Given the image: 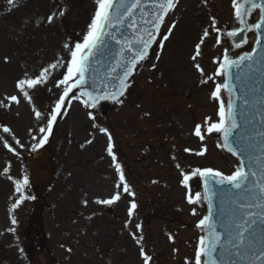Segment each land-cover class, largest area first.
Returning <instances> with one entry per match:
<instances>
[{
  "label": "rangeland",
  "instance_id": "374dc122",
  "mask_svg": "<svg viewBox=\"0 0 264 264\" xmlns=\"http://www.w3.org/2000/svg\"><path fill=\"white\" fill-rule=\"evenodd\" d=\"M64 6L67 13L48 24L47 15ZM95 8V0H13L11 4L0 0V99L19 95L15 85L25 70L35 73L58 58L63 63L68 56L64 43H74L87 30ZM212 17L221 32L210 29L201 55L193 61L195 44L210 27ZM232 17V0H179L149 58L137 69L122 104L97 112L85 109L75 99L68 102L46 142L54 157L52 187L41 200L25 199L14 209L12 205L21 193L31 197L28 186L16 191L15 181L27 176L21 154L33 149L35 130L47 123L46 119H35L33 105L45 116L51 112L59 95L54 82L62 78L65 69L53 73L47 86L30 93L33 105L21 98L19 105L0 109V126L11 130L4 133L0 127V137L15 149L9 151L0 140V231L9 233L0 244V264L2 260L3 264H45L42 248L35 263L26 254L23 234L18 231L16 237L15 227L13 234L6 230L13 224L6 225L5 219L12 221L13 217L16 223H32L33 228L35 220L43 225L59 264H114L116 259L117 264H143L141 245L133 239V232L142 235L141 244L152 256L149 264H194L199 239L196 225L202 209L199 203H188V189L180 183L181 171L209 167L228 175L234 169L219 150L214 132L205 133L203 141L193 134L195 124L206 127L205 118L219 122V101L211 92L219 83L215 61L221 58L222 33ZM174 21L176 26L161 48L160 40ZM5 57L9 58L7 63ZM195 63L205 75L196 70ZM88 111L93 112L95 121L88 117ZM99 127H106L111 134L130 193H135L120 190L121 199L110 206L95 203L118 191L115 185L119 183L106 151L107 135ZM205 147L204 155L195 154ZM185 148L192 151L185 152ZM189 185L194 195L198 190L196 177ZM132 200L137 208L130 218ZM137 224L141 225L139 231Z\"/></svg>",
  "mask_w": 264,
  "mask_h": 264
},
{
  "label": "snow or ice",
  "instance_id": "6c2138e0",
  "mask_svg": "<svg viewBox=\"0 0 264 264\" xmlns=\"http://www.w3.org/2000/svg\"><path fill=\"white\" fill-rule=\"evenodd\" d=\"M8 2L11 4L13 0H8ZM150 2L152 11L147 13V18L144 20L148 27L144 28L141 33L140 28L142 25H138L134 17L137 10L141 12L142 16L146 12V8L143 6L144 0H95L96 8L90 23L87 25V30L74 43L66 42L63 45L68 54L67 59L61 63L58 58L54 62L42 66L35 73H29L25 70L15 85L19 95L14 94L0 99V109H10L13 104L19 105L21 98L33 105L30 93L40 86H47L48 83L52 82L53 73L62 68L65 69L62 78L54 82V87L59 90V95L51 108V112L45 116L33 105L35 119L37 121L47 120L45 125L35 130L37 135L32 136L35 141L33 150L42 147L48 141L57 118L64 114V109L70 100H77L85 109H95L101 101L110 100L117 104L124 102L121 97L125 96L131 86L129 77L134 74L138 64L149 58L151 47L156 42L161 27L165 24V18L172 13L179 0H150ZM204 2L206 3V0ZM232 7L235 20L240 26L233 27L231 31L226 33L227 36L236 41L246 30H254L256 32L255 44L257 46L264 44V0H232ZM253 10L259 11V19L254 24L249 23L246 19V16L250 15ZM67 11V6L57 8L47 15L46 22L48 24L54 23L57 17H63ZM128 21H131V23L126 24ZM125 25L128 28L136 29L137 34L132 38L123 35L118 38L116 33L120 32ZM175 26L176 22L174 21L168 27L167 33L163 34L160 40L161 48H163V41L169 38ZM210 29L216 33L221 32V29L217 27L215 17L211 18L210 27L203 30L199 42L195 44V53L191 57L193 61H196L197 57L201 55V45L204 44L205 38L211 34ZM107 37L115 42V48L109 46L106 40ZM217 43H220L219 36H217ZM244 43H247L246 38L235 42L234 47L241 48ZM102 47L111 57L113 63L109 64L105 77L100 81V86L92 87L88 85L87 73L92 66L93 59L96 58ZM129 53H131V56H129ZM256 53L257 47H253L250 52L246 51L238 58L233 59L229 56L228 49H225L222 60L215 61L218 64L216 75L224 76L225 70H230L233 66L240 67L246 61L255 62ZM159 58V54H157L156 59L159 60ZM4 60L7 63L9 58L5 57ZM97 63H100V61L97 60ZM151 67L155 69L156 64L153 63ZM194 67L201 75H205L204 69L199 63H195ZM108 77H111V80H107ZM208 79L210 80L212 77H208ZM105 80H107V83H105ZM202 82L206 83L207 81ZM95 83L93 81V84ZM90 88L91 90H89ZM51 90L49 89V91ZM74 90H79L78 96L74 95ZM222 90H226L229 96L226 103L221 98ZM232 92L233 86L227 80L215 84L211 97L219 101V122H211L210 118H205L206 127L202 129L200 123L195 124L193 134L203 141L205 133L210 134L214 131L223 133L224 143L221 144V147L226 148L228 152L238 158V166L230 175H225L223 172L209 167L195 168L188 172L181 171L182 179L180 183L188 189L186 198L189 204H196L202 200H208L211 203L209 194L214 195L215 192L213 188L209 187L210 185H227L230 186L231 190H236L229 197L230 208L227 219L221 224L222 232L215 231V225L210 220L211 208L209 209V215L198 221L196 227L205 232L206 235H201L198 239L194 253V264H264V159L260 157L254 159L252 155L248 154L249 149H253V144L251 143V137L243 133L231 141L232 144L239 145V148L230 146L228 143L233 135V130L241 127L236 122ZM244 103H249L247 98H245ZM87 115L95 121L92 111H88ZM0 127H2L4 133H10L11 131L6 126ZM93 127L96 128L98 125L93 123ZM29 131L32 132L33 130L30 129ZM99 131L107 135L106 151L113 161L119 183L115 185L118 191H114L107 199H96L95 203L110 206L121 199L120 190L123 193H130V186L125 179L123 166L118 162L113 150L111 134L106 127H99ZM260 135L264 136V133ZM0 140H3L5 148L15 152V149L9 145L7 140H4L3 137H0ZM16 143L19 144V141L17 140ZM260 147L264 150V143ZM206 150V147L202 148L195 154L202 156ZM184 151L191 152L192 150L185 148ZM261 155L264 156V151ZM244 157H247V163ZM257 165L259 171L253 170ZM176 167L180 168V165L177 164ZM3 171L7 173L8 168L5 167ZM195 177H199L203 181V194L197 191L193 195L191 192L189 182ZM8 178L12 179L10 176ZM15 184L16 191L21 192V187L28 184L27 176L16 180ZM220 191L223 192V188ZM130 194L135 195L134 192ZM33 198L26 197L21 193L12 208H16L25 199ZM84 203L87 204V200ZM136 208L137 204L135 200H132L128 208L130 218ZM193 214H195V209H193ZM16 222L13 217L11 223L14 225ZM129 223L130 221L126 222L125 227H128ZM136 229L137 231L141 230V225L137 224ZM8 230L13 231L11 228ZM131 235L135 242L141 245L140 255L143 258V264H149L152 256L146 253L141 244L142 235L138 236L136 232L131 233ZM233 256L237 257L238 260L226 259Z\"/></svg>",
  "mask_w": 264,
  "mask_h": 264
},
{
  "label": "water",
  "instance_id": "95a60500",
  "mask_svg": "<svg viewBox=\"0 0 264 264\" xmlns=\"http://www.w3.org/2000/svg\"><path fill=\"white\" fill-rule=\"evenodd\" d=\"M143 6L146 8L144 15L142 16L141 12L137 10L134 17L137 24L142 25L140 28L141 33L144 28L148 27V25L144 23V20L147 18V13L152 11V4L150 0H144ZM246 19L249 23L254 24L259 19V11L253 10L250 15L246 16ZM127 23H131V21L126 22V24ZM236 26L240 25H238V22L235 20L232 28ZM232 28L228 31H231ZM228 31H226V33ZM226 33L224 36L225 49H228L229 56L233 59L238 58L239 55H242L246 51L250 52L253 47H257L255 62L246 61L240 67L233 66L230 70H225V75L221 76V83L227 80L228 83L233 86L232 100L234 104V114L237 124L241 125L240 128L233 130V135L230 137L228 143L230 146L239 148V145L232 144L231 141L243 133L246 136L251 137V143L253 144V149H249L248 154L252 155L254 159L257 157L264 159V156L261 155L264 150L260 147L261 144L264 143V136L260 135L261 133H264V44L259 46L255 44L256 32L254 30H246L242 33L241 37L237 38L236 41L229 38ZM136 34V29L128 28L126 25L121 28L120 32L116 33L118 38L122 35L132 38ZM244 38L247 39V43L242 44L241 48H235L234 43L239 42V40ZM106 40L108 41L110 47L115 48V42L111 41L110 37H107ZM154 44L155 42L152 47ZM129 56H131V53H129ZM97 60H99L100 63H97ZM110 63H113V61L107 54L106 50L102 47L101 51L97 53L96 58L93 59L92 66L87 73L88 85H91L92 87H99L100 81L105 77V73ZM141 63L136 66L135 71ZM133 75L129 77L130 84ZM107 80H111V77H108ZM107 80H105V83H107ZM93 81L96 83L93 84ZM89 90H91V88ZM74 95L78 96L79 90H74ZM124 97L125 96L121 97V99L123 100ZM221 97L226 103L229 98L226 90H222ZM245 98L248 99V104L244 103ZM117 105L119 104L110 100L101 101L95 110H99L107 106ZM217 140L220 148L228 157L231 158L237 167L238 158L234 157L227 151L226 148L221 147V144L224 143L223 133H217ZM244 159L247 163V157H244ZM25 160L28 169L29 187L31 193L35 199H39L45 189L51 184L53 178L52 157L50 151L47 149L46 145H43L42 147L36 148L32 154L26 155ZM253 170L259 171V166L257 165V167ZM198 184L199 191L203 194L204 184L199 177ZM209 187L213 188V191L215 192L214 195L212 193L209 194L211 203H209L208 200H202L199 204L203 209V217L209 215V209L211 208L212 215L210 220L215 225V231L222 232L223 229L221 224L227 219L230 208L229 197L236 190H231L230 186L227 185H210ZM221 188H223V192L220 191ZM199 232L200 236L206 235V233L202 232L200 229ZM226 259L238 260L235 256Z\"/></svg>",
  "mask_w": 264,
  "mask_h": 264
},
{
  "label": "flooded vegetation",
  "instance_id": "af4514ba",
  "mask_svg": "<svg viewBox=\"0 0 264 264\" xmlns=\"http://www.w3.org/2000/svg\"><path fill=\"white\" fill-rule=\"evenodd\" d=\"M21 223V222H20ZM8 223L6 222V225H7ZM0 226H2V223H0ZM14 227H15V230H16V237H18V234H19V232H21V233H24V231L25 230H31L32 229V226H30L29 224H26V225H24V224H14L13 226H12V229H13V231H12V234H13V232H14ZM1 229V228H0ZM6 230H8L7 228H6ZM19 231V232H18ZM8 235H9V233H5V231L4 230H1L0 231V244L1 243H4L3 241L5 240V237L7 236L8 237ZM25 236H28V234L27 233H25L24 234ZM28 240H29V238H27ZM14 244H11L9 247H12ZM117 250H115V251H113V257L114 258H116V255H118V253L116 252ZM117 262H118V260L116 259L115 260V263L114 264H117ZM123 264V263H122Z\"/></svg>",
  "mask_w": 264,
  "mask_h": 264
}]
</instances>
